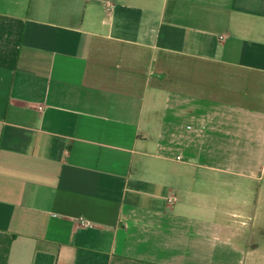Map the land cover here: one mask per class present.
Wrapping results in <instances>:
<instances>
[{
  "label": "crops",
  "instance_id": "crops-1",
  "mask_svg": "<svg viewBox=\"0 0 264 264\" xmlns=\"http://www.w3.org/2000/svg\"><path fill=\"white\" fill-rule=\"evenodd\" d=\"M0 264H264V0H0Z\"/></svg>",
  "mask_w": 264,
  "mask_h": 264
},
{
  "label": "built area",
  "instance_id": "built-area-1",
  "mask_svg": "<svg viewBox=\"0 0 264 264\" xmlns=\"http://www.w3.org/2000/svg\"><path fill=\"white\" fill-rule=\"evenodd\" d=\"M170 202H172V200H170ZM80 224L83 227H86V228H93V225L90 222L86 221V220H81Z\"/></svg>",
  "mask_w": 264,
  "mask_h": 264
}]
</instances>
